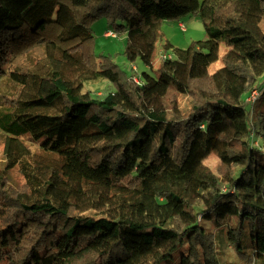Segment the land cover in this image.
Listing matches in <instances>:
<instances>
[{
    "label": "trees",
    "instance_id": "1",
    "mask_svg": "<svg viewBox=\"0 0 264 264\" xmlns=\"http://www.w3.org/2000/svg\"><path fill=\"white\" fill-rule=\"evenodd\" d=\"M186 13L202 14L207 39L177 48L145 82L93 51L91 24L104 16L127 32L128 59L152 67L147 30ZM263 18L264 0H0V79L19 88L0 94L10 99H0V262L172 264L186 239L180 264H219L201 219L226 216L237 250L248 226L263 256L264 104L253 107L264 93ZM103 79L101 94L85 90ZM16 165L22 186L10 183ZM100 183L118 215L76 216Z\"/></svg>",
    "mask_w": 264,
    "mask_h": 264
},
{
    "label": "rangeland",
    "instance_id": "2",
    "mask_svg": "<svg viewBox=\"0 0 264 264\" xmlns=\"http://www.w3.org/2000/svg\"><path fill=\"white\" fill-rule=\"evenodd\" d=\"M209 6L206 5L202 13H208ZM261 26L264 28V18L261 21ZM92 32L94 35V53L99 55L109 56L111 60L117 63L121 68L126 70L129 74H134V80L138 83L145 82L149 77H157L160 70L161 54L166 52L176 56V49H186L193 43L205 40L208 37L206 23L203 20L202 14L186 13L179 17L155 23L149 27L146 33V39L150 43L152 53L153 66L147 65L142 58H137L135 61H130L126 55V47L128 43L127 32L116 31L108 23L106 17L102 16L95 19L92 24ZM114 30L117 35H106L107 31ZM221 51L225 49L224 44L221 46ZM38 53H34L32 62H38ZM223 61L220 58L217 62L209 67L210 72H215L222 67ZM0 94L8 93L13 88L12 84L6 81L5 77L0 79ZM85 83V90L89 89L93 92L101 94L110 86L108 80H88ZM18 86L14 85L13 91L17 92ZM255 92L251 98L253 100ZM3 103L10 104V99L5 96L0 98ZM168 105V98H166ZM179 104L183 111L190 106L189 101L185 96H179ZM264 104V93L258 96L254 102V108H260ZM0 170L6 165V158L4 155V138L0 137ZM259 142H255L258 145ZM32 150L34 149L31 147ZM37 153L40 151L37 149ZM40 157V156H38ZM220 157L217 152L211 153L206 163L211 168L215 169L220 162ZM10 183L13 186H22L24 183V176L20 172L19 167L9 169ZM91 189H95L93 195L96 196L95 201L86 199L85 204L78 206L75 209L76 216H92L93 218L108 217L115 218L118 215V209L115 206L116 197L106 183L93 184ZM225 190V187H223ZM99 192V194H98ZM98 196V197H97ZM204 204L202 201H197L194 210L203 213ZM202 225L207 231L213 234L214 244L219 264H264L263 256H254L253 240L249 227L246 226L242 235V253H240L235 245L231 242L229 237V216L225 218H207L202 217ZM188 250V241L185 239L172 252L170 258L172 264H180L181 256ZM0 264H5L0 262Z\"/></svg>",
    "mask_w": 264,
    "mask_h": 264
},
{
    "label": "built area",
    "instance_id": "3",
    "mask_svg": "<svg viewBox=\"0 0 264 264\" xmlns=\"http://www.w3.org/2000/svg\"><path fill=\"white\" fill-rule=\"evenodd\" d=\"M106 35H117V33L115 32V31H112V30H110V31H107L106 32ZM173 55L172 54H169V53H166V52H164V53H162L161 54V59L163 60H166V59H169V58H171ZM255 95H256V93H255ZM255 95H254V98H255ZM253 98V99H254ZM252 99V98H251Z\"/></svg>",
    "mask_w": 264,
    "mask_h": 264
}]
</instances>
